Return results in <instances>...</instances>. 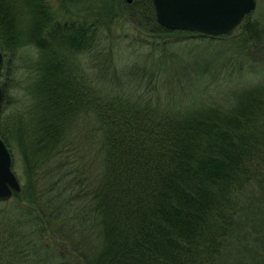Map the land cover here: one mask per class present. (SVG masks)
<instances>
[{
  "label": "trees",
  "instance_id": "trees-1",
  "mask_svg": "<svg viewBox=\"0 0 264 264\" xmlns=\"http://www.w3.org/2000/svg\"><path fill=\"white\" fill-rule=\"evenodd\" d=\"M111 1L107 18L79 24L58 20L44 0H0L4 61L29 37L58 62L23 110L8 101L2 67L0 137L21 155L25 184L0 201V264H226L246 234L264 236V12L215 38L162 27L154 0H134L125 17ZM115 16L136 30L211 40L216 55L193 54L185 85L161 67L152 85L139 74L131 88L117 74L100 88L82 70L63 72L69 55L97 59Z\"/></svg>",
  "mask_w": 264,
  "mask_h": 264
},
{
  "label": "rangeland",
  "instance_id": "rangeland-1",
  "mask_svg": "<svg viewBox=\"0 0 264 264\" xmlns=\"http://www.w3.org/2000/svg\"><path fill=\"white\" fill-rule=\"evenodd\" d=\"M52 6V12L58 13V20L62 22L66 21L69 17L72 20H76L81 24L86 15L102 16V18H107L106 11L103 9V2L105 0H44ZM111 1V0H109ZM114 1V0H113ZM132 0L131 3H133ZM257 8L254 11L258 15L264 12V0H256ZM112 2V1H111ZM115 4H111V8L114 12H121L125 17L128 15V0H115ZM20 9V7H19ZM12 12L18 14L20 10L16 7L12 8ZM11 12V15H13ZM25 17L22 18L19 23V29L25 33V23L29 17L26 16L25 10L23 11ZM145 26H148V24ZM144 26V27H145ZM23 28V29H22ZM146 30H136L131 22L121 16H115L108 29L102 31L103 35L100 39L101 45L99 47L100 53L97 59L92 60L89 56L85 54H75L69 55V66L67 69H63V72H77L81 71L82 78L86 84L90 86H103L104 82L109 79H114V74L119 76L124 83L127 81V85L124 87L131 88L129 83H134L133 81L137 78V75L143 74L142 77L143 87L152 85L149 82L151 78V70H155L156 78H158V69L162 68V72H167L171 75V70H178L180 77L182 78V85H185V80L188 78V74L184 70V66L190 61L194 62V56L201 54V52L212 57L216 55L215 48L211 45L212 41L208 39H198L192 41H180L178 35H166L160 32H152L150 29L145 27ZM152 32V33H151ZM102 34V33H101ZM155 34V36H151ZM28 37V36H27ZM157 38V39H156ZM31 38H25L26 45H22L21 48L17 49L13 53L9 52L7 59L4 61V69L6 71V84H7V98L8 101L17 104L19 109L23 110L24 107L32 101L33 97L29 94L34 88H38L42 84H48V80L45 79L46 73L45 68L48 66H55L57 61L51 62L49 60V55H43L41 52L31 45ZM165 41L167 39H172L177 41L175 46H170L168 43H163L160 48L153 44L155 40ZM193 39V38H190ZM157 42V41H156ZM255 46L250 45L249 53L253 57H257V52L259 48H253ZM107 49L109 54L104 56L101 54L103 49ZM219 51V50H218ZM39 52V54H38ZM11 53V54H10ZM195 54V55H193ZM43 56V57H42ZM88 58V61H87ZM174 60L170 67H167V62L165 60ZM166 63V64H164ZM43 65V66H42ZM90 65L96 67L94 70H89ZM156 65L158 67H156ZM41 67L43 68V73L41 74ZM107 73V75H104ZM130 75V78H128ZM166 76V75H165ZM168 76V73H167ZM39 81L38 86L35 87L36 83ZM154 82V81H153ZM34 85V87H33ZM158 84H156L157 86ZM150 88V87H149ZM168 91H169V87ZM181 88V86H180ZM13 157V171L21 183V187L25 184L24 178V168L22 163L21 155L17 150L14 151ZM22 191V190H21ZM17 192V193H21ZM11 200V199H10ZM3 202V201H2ZM247 235V237H246ZM245 235V242L238 244V247H233L227 252L226 264H264V236L261 240L259 235L250 236V234ZM257 240H261L259 243ZM230 249V248H229Z\"/></svg>",
  "mask_w": 264,
  "mask_h": 264
},
{
  "label": "water",
  "instance_id": "water-1",
  "mask_svg": "<svg viewBox=\"0 0 264 264\" xmlns=\"http://www.w3.org/2000/svg\"><path fill=\"white\" fill-rule=\"evenodd\" d=\"M129 3L132 0H128ZM159 25L170 31L198 33L208 37L231 34L257 8L256 0H154ZM4 55L0 50V110L3 103L1 71ZM22 190L13 171V157L0 137V201Z\"/></svg>",
  "mask_w": 264,
  "mask_h": 264
}]
</instances>
